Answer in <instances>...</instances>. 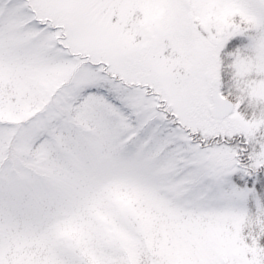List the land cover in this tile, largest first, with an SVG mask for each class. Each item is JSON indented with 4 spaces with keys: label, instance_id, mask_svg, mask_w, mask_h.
Returning <instances> with one entry per match:
<instances>
[{
    "label": "snow or ice",
    "instance_id": "6c2138e0",
    "mask_svg": "<svg viewBox=\"0 0 264 264\" xmlns=\"http://www.w3.org/2000/svg\"><path fill=\"white\" fill-rule=\"evenodd\" d=\"M0 264H264V0H0Z\"/></svg>",
    "mask_w": 264,
    "mask_h": 264
}]
</instances>
